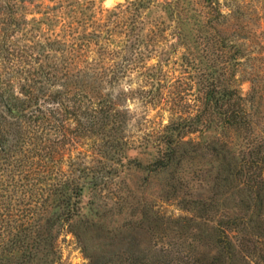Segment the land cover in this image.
Segmentation results:
<instances>
[{"label": "trees", "instance_id": "16d2710c", "mask_svg": "<svg viewBox=\"0 0 264 264\" xmlns=\"http://www.w3.org/2000/svg\"><path fill=\"white\" fill-rule=\"evenodd\" d=\"M179 4V0H168L161 9L171 17ZM30 5L27 0H0V172L8 174L6 186L21 189L22 201L30 198L34 206L24 215L26 223H19L14 234L9 230L12 236L1 240L0 264H58L59 228L67 226L69 233L82 243L83 235L97 221L93 214L96 203L90 198L102 200L105 206L128 203L129 193L114 190L113 184L137 167L148 172V178L162 176L160 200L176 202L181 215L164 218L148 205L136 207L130 216L147 223L152 235H162L170 229L179 231L191 241L193 253L175 255L171 243L158 250H145L132 245L134 235L128 234L121 235L116 243L124 248V255L97 257L82 247L87 264H250L253 259L264 264V140L254 135L255 125L232 74L237 66L250 63V54L245 53L249 36L229 35L232 29H247L264 46V26L254 24L252 30L241 25L239 0H183L187 7L184 11L190 13L198 31L203 32L201 38L198 35L188 39L184 46L192 42L197 49L204 46L207 59L201 56L198 64L206 61L202 67L207 73L199 72L195 113L185 121L187 124L169 120L154 133L151 142L143 143L127 136L131 118L121 105L124 92L115 94L113 90L135 73L151 84L148 90L141 87L132 96L147 95L149 104L160 98L163 72L155 74L151 69L157 65L145 63V29L132 23L123 32L124 38L114 43L112 35L118 30L112 24H117L106 18L95 25V32L82 27L81 35L79 29H72L58 15V9L63 7L60 5L44 8L41 18L45 21L32 18V31H26L21 27L28 24L22 16L24 12H18ZM67 6L73 7L71 3ZM129 7L138 12L150 9L145 0H130L126 10ZM222 7L230 14H224ZM112 15L116 17V11ZM231 15L240 21L239 26L229 24ZM45 23H59L55 38L40 40L36 36L40 28L36 30L35 25ZM18 34L21 37L16 38ZM94 38L98 40L95 45L100 44L101 58L86 67L85 48ZM22 41L26 42L21 44ZM105 56L119 61L106 66L102 60ZM249 68H253L250 71L254 77L249 79L253 96L264 77V65L250 64ZM104 84L110 91L103 93ZM229 131L243 135V146L229 147L227 142L215 138ZM197 133L194 139L185 140ZM188 146L190 150L180 152ZM201 146L205 150L201 156L210 157L205 168L201 166L208 174L200 185L212 188V195L206 200L193 198L194 184H188L178 172L181 163L189 159L190 153L197 154ZM140 147L150 150L151 160L144 165L138 156L129 155ZM192 148L195 150L191 152ZM209 172H215L213 177ZM34 181L36 187L31 184ZM222 188L233 189L229 195L239 198L234 206L219 202ZM85 192L90 194L88 204L83 201ZM198 247L208 249L200 254L201 263L194 253Z\"/></svg>", "mask_w": 264, "mask_h": 264}, {"label": "rangeland", "instance_id": "374dc122", "mask_svg": "<svg viewBox=\"0 0 264 264\" xmlns=\"http://www.w3.org/2000/svg\"><path fill=\"white\" fill-rule=\"evenodd\" d=\"M27 1L32 5L27 7V10L18 12V14L24 12L22 16L26 18L28 24H22L21 27L22 30L26 31H32L33 24L30 21L32 18L45 21L44 18H41L44 8H58L60 5H63V7L58 9V15L61 16V18L63 17L65 23L69 22L72 29H79L81 35L83 34V30H81L82 27H86L88 32H95L98 30L95 25L100 24V21L106 18L117 24H112L118 30L112 35V42L114 43L124 38L123 32H125L126 28H129L132 23H135V27H142L145 29L142 34L143 39L147 43L143 50L145 63L151 67L157 65V67L151 69L155 74L159 70L163 72V76L161 77L162 87L160 98H157L158 101H155L156 103L151 104H149L150 102L148 101L150 97L147 95H143V97L138 95L132 96V94L138 93V89L141 87L148 90L151 84L148 79L144 81L143 78L136 76L135 73H132L133 75L130 74L129 77L122 80L120 88L113 90L115 94L120 93L119 90L124 92V102H122L121 105L122 108L129 111V116L131 118L127 129V136H129L130 139L135 140V142H151L154 133L159 130L161 125L167 124L169 120L177 121V119L187 124L186 122H188L190 116L195 113L194 109L196 104L194 103V96L197 94L198 89V75L202 70L207 73L205 67H202L206 61L201 65L198 63L202 62L201 56L205 55L204 58L207 59V54L205 50L203 52V45H201L199 49H197L193 42L188 46H184L187 45L186 42H188V39L190 41L198 35L201 38L203 32L198 31V27L196 26L197 23L192 21L190 13L184 11V8L187 7L183 6V0H179V7L175 13H172L171 17L161 9L163 3L168 0H145L150 9L140 10L139 12L130 7L126 10V6L130 0H115V3L110 5L107 4L106 0ZM174 1L177 3L178 0H173V2ZM239 2V14L243 22L241 25H248L247 28L252 30V25L254 24L260 23V26H264V0H239ZM68 3H71L73 7L67 6ZM92 6H94L93 9ZM114 11H116V17L112 15ZM222 11L226 15L230 14V11L225 7H222ZM232 14L234 15V12ZM233 15L228 18L229 24H232V26L233 24H238L239 26L240 21H237L235 18L232 19ZM22 16L18 17L21 18ZM188 17H190V19H188ZM35 26L37 27L36 30L40 28V30L35 32L36 36L39 35L38 38L40 40H43L45 37L55 38V33H58L60 29L59 23H55L54 25L45 23L44 25L38 24ZM161 30H163L164 33H162ZM244 34L249 36L245 44V53L248 55L250 54V63L248 65L245 62L237 66L232 74H234L236 85L242 97L245 99V106L255 125L254 135L262 141L264 140V77L262 80L260 79L258 89L253 96H251L252 92L250 90L251 85L249 79L254 77L253 73L250 71L254 67L250 69L249 66L250 64L254 66L259 64L261 66L262 64L264 65V46L261 45L257 39L249 35L247 29L243 31H241V28L232 29L229 32L231 38L232 36L233 38H239V35ZM17 37H21V35L18 34L16 35V38ZM97 41L98 40L94 38L92 43L89 44L90 47L85 48V50H88L86 52L87 56L83 58V65L86 67L93 63V60H97L98 57L101 58L100 44L95 45ZM25 42L26 41H22L21 44ZM201 43L202 42L199 40L198 45ZM108 45L111 46V48L116 47V44ZM209 58L213 59L214 57ZM102 60H104L103 63H105L106 66L119 61L112 56H105ZM238 60L242 61L245 59L238 58ZM261 62L263 63L261 64ZM103 86V93L110 91L108 87H105V84ZM204 132L211 134L209 130ZM198 135L199 133H197V135H190V137H185V140L189 138L194 139L195 136ZM204 136L207 135L204 134ZM211 136L213 137L214 135L211 134ZM215 138L227 142L229 147L237 148L244 144L243 135L241 133L238 135L230 131L223 132L219 133ZM144 150V147H140L130 152L129 155L130 157L138 156L144 165L151 160V156H149L150 150ZM185 150H190V146L181 148L180 152ZM192 150L195 149L192 148L191 152ZM197 151V154L190 153L189 159L186 158L188 160L181 163L178 172H180L179 177L184 178V181H188L190 185L194 184L192 193L193 198L196 197L200 200H206L212 195V188L209 186H201L200 181L207 178L208 172H205L202 167L210 161V157L201 156V152L204 154L205 151L202 146L198 148ZM0 163L1 167H3L2 162ZM209 173L212 177L215 174V172ZM148 175V172L137 167L125 176L121 175L120 180H115L113 189L123 193L128 192V203L105 206L102 200L90 198V194L85 192L83 196L84 203L88 204L89 198L95 200L94 204H96L93 208V214H95L97 218L96 225L88 233L83 235L81 240L82 243L69 233L67 226L59 228L57 246L60 252V261L58 264H87V258L82 247L87 248L89 254L97 257H108L110 254L111 256L115 254L124 255V248L121 249L122 246H118L116 243L119 242V237L121 235L128 236V234L134 235L132 245L134 244L135 247H140L145 250L150 248H156V250H158L162 246L168 247V244L171 243L174 245L172 246L174 247V254L179 252L182 255H190L193 253L192 250L194 248L189 247L191 241L187 240L184 234L181 236L179 231L170 229L167 230L165 234L158 235V233H156L152 235L147 223L144 224L139 218L136 219L130 216V214H133V209L136 207L140 209V207L148 205H152L154 211L160 212V215L164 218H178L181 215L178 207L175 206L176 202H163L160 200L164 181L162 180V176H152L148 178ZM19 177L21 178L23 175ZM19 177L15 179L20 180ZM22 180L25 182L24 178H22ZM7 181L8 174H6V172H0V185H3L0 186V214L3 215L0 217V242L12 236L9 234V230L14 234L20 226L19 223H26V217L24 215H26L33 206L30 198H24V201H22L21 189L18 190L17 188V190H15L12 187L6 186ZM192 181L195 183H192ZM31 184H35L36 187L37 181ZM124 190H126V192ZM232 190H230V188L220 189L223 197L219 199V202L227 204L229 207L234 206L235 201H239V198L237 196L232 198L231 195H229ZM28 203L32 205L28 206ZM122 204H125L126 207ZM193 244L198 246L195 243ZM205 251H208L205 247H198V250L196 249V251H194L199 263L203 261V256L200 254L205 253ZM250 264H262V262L255 263V259H253Z\"/></svg>", "mask_w": 264, "mask_h": 264}, {"label": "clouds", "instance_id": "9594fccd", "mask_svg": "<svg viewBox=\"0 0 264 264\" xmlns=\"http://www.w3.org/2000/svg\"><path fill=\"white\" fill-rule=\"evenodd\" d=\"M106 2H107V4H113V3H115V0H106Z\"/></svg>", "mask_w": 264, "mask_h": 264}]
</instances>
